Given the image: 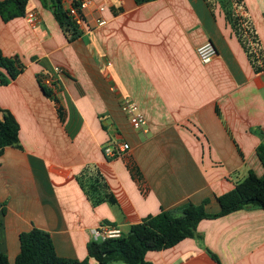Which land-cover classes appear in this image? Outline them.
Listing matches in <instances>:
<instances>
[{"label":"crops","instance_id":"1","mask_svg":"<svg viewBox=\"0 0 264 264\" xmlns=\"http://www.w3.org/2000/svg\"><path fill=\"white\" fill-rule=\"evenodd\" d=\"M74 1L81 0H63L65 8ZM244 5L257 36L255 65L221 6L205 0H91L73 42L51 0L29 1L35 27L26 14L0 17V52L24 65L0 84V109L19 125L18 145L0 149V252L10 264L20 234L33 228L49 233L60 257L82 261L100 226L127 233L162 210L179 216L189 202L216 214L218 196L250 172L264 175L257 154L264 141V0ZM207 42L217 54L204 65L197 49ZM127 99L146 132L121 110ZM114 142L128 143V154L107 158L104 147ZM145 259L264 264V210L202 220L197 236Z\"/></svg>","mask_w":264,"mask_h":264},{"label":"trees","instance_id":"2","mask_svg":"<svg viewBox=\"0 0 264 264\" xmlns=\"http://www.w3.org/2000/svg\"><path fill=\"white\" fill-rule=\"evenodd\" d=\"M30 0H4L0 1V17L4 22L24 16ZM44 6H48V0H40ZM137 4L153 0H135ZM209 4L211 0H205ZM219 1V0H217ZM228 6L233 4L236 13L223 11L225 18L231 25L235 35L250 54L252 63L259 62L260 53L252 52V44H257L256 34L251 24L244 16V0H223ZM53 14L59 23L64 35L69 42H73L82 36V31L73 21L70 12L65 8L63 0H51ZM221 6V4H219ZM73 7H78L79 2H72ZM232 7V6H231ZM24 70V65L19 57H5L0 52V84L6 85L15 80ZM44 93H51L43 87ZM0 149L15 146L19 143V125L9 112L0 109ZM258 157L264 168V141L257 150ZM221 207L219 213L206 212L205 204L195 205L191 202L179 208L180 215L176 216L172 211L162 210L155 216H150L143 222L130 227L127 233L119 238L105 241H92L88 245V259L76 260L60 257L55 249L49 233L33 228L20 234V253L14 264H88L93 259L96 264H111L121 262L123 264H148L145 257L150 251H162L172 248L188 238L197 236L198 224L205 219H216L232 212L257 207L264 210V175L258 177L250 172L248 177L235 186V188L217 197ZM216 259V258H215ZM0 264H10L8 257L0 252Z\"/></svg>","mask_w":264,"mask_h":264},{"label":"built area","instance_id":"3","mask_svg":"<svg viewBox=\"0 0 264 264\" xmlns=\"http://www.w3.org/2000/svg\"><path fill=\"white\" fill-rule=\"evenodd\" d=\"M90 4L91 0H81L79 1L78 7L71 6L68 8L70 16L82 33L85 29L84 11L89 7ZM103 10L104 8H100V11ZM26 19L32 26H36L37 18L35 13H27ZM97 23L99 25H104L106 21L103 18H100L97 20ZM197 54L202 64L208 65L214 60L217 51L212 42H207L197 49ZM54 72L59 75L62 74V70L58 67L54 68ZM121 109L126 114L133 129L146 132V121L135 102L130 99L124 100L121 103ZM129 150L130 145L128 143L114 142L109 143L104 147V154L109 159H116L126 156ZM123 233L124 232L118 227L103 225L93 231L92 239L96 242L105 241L108 239L119 238L123 235Z\"/></svg>","mask_w":264,"mask_h":264},{"label":"rangeland","instance_id":"4","mask_svg":"<svg viewBox=\"0 0 264 264\" xmlns=\"http://www.w3.org/2000/svg\"><path fill=\"white\" fill-rule=\"evenodd\" d=\"M211 3L213 4L214 7L215 6L217 7V5L219 6V4H221V10H223L224 12L225 11H230V10L232 12H234V13L237 12L235 6L233 4H231L232 7L231 6H228L227 3H226V1H223V0H219V1H217V0H211ZM218 9H219V7H218ZM112 264H119V263H112Z\"/></svg>","mask_w":264,"mask_h":264}]
</instances>
